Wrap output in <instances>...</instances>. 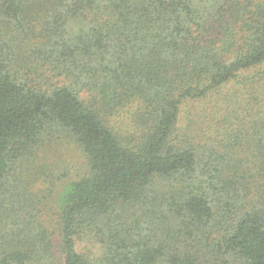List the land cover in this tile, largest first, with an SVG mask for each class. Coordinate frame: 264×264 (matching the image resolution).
Returning <instances> with one entry per match:
<instances>
[{
    "label": "trees",
    "instance_id": "16d2710c",
    "mask_svg": "<svg viewBox=\"0 0 264 264\" xmlns=\"http://www.w3.org/2000/svg\"><path fill=\"white\" fill-rule=\"evenodd\" d=\"M0 264H264V0H0Z\"/></svg>",
    "mask_w": 264,
    "mask_h": 264
},
{
    "label": "rangeland",
    "instance_id": "374dc122",
    "mask_svg": "<svg viewBox=\"0 0 264 264\" xmlns=\"http://www.w3.org/2000/svg\"><path fill=\"white\" fill-rule=\"evenodd\" d=\"M59 151L55 154H50L51 160H55L57 157L61 159H67L72 168V173L79 170L83 165V158L80 156V152L74 145L69 142H64L58 146Z\"/></svg>",
    "mask_w": 264,
    "mask_h": 264
}]
</instances>
